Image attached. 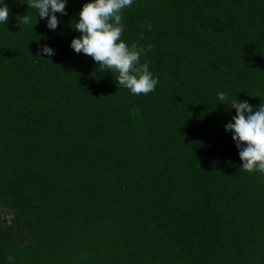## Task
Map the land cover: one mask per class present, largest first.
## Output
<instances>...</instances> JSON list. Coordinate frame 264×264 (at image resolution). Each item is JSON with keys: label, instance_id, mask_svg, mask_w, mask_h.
Wrapping results in <instances>:
<instances>
[{"label": "trees", "instance_id": "obj_1", "mask_svg": "<svg viewBox=\"0 0 264 264\" xmlns=\"http://www.w3.org/2000/svg\"><path fill=\"white\" fill-rule=\"evenodd\" d=\"M87 2L51 30L0 0V264H264V173L225 128L264 103V0H133L147 95L71 48Z\"/></svg>", "mask_w": 264, "mask_h": 264}, {"label": "clouds", "instance_id": "obj_2", "mask_svg": "<svg viewBox=\"0 0 264 264\" xmlns=\"http://www.w3.org/2000/svg\"><path fill=\"white\" fill-rule=\"evenodd\" d=\"M20 2L23 3V0ZM132 4L133 0H88L79 11V21L73 27L81 35L74 37L70 46L76 53L91 57L101 71L108 69L114 73L119 87L133 95H147L155 91L159 81L158 77H153L148 63L140 62L145 47L138 42L129 45L122 39V12ZM27 5L37 10L41 19H46L51 30H55L59 23L56 13L66 14V0H28ZM8 18L9 9L4 4L0 6V23H7ZM31 20L30 16L24 15L19 24L28 25ZM147 27L150 30L151 24ZM153 47L151 43L147 45L148 50ZM41 52L54 55V50L47 45L41 47ZM227 99L225 93H218L219 101ZM230 106L235 108L236 114L225 128L232 132L236 142L243 162L241 169L249 173H264V103L255 112L247 100L238 102L234 99Z\"/></svg>", "mask_w": 264, "mask_h": 264}, {"label": "rangeland", "instance_id": "obj_3", "mask_svg": "<svg viewBox=\"0 0 264 264\" xmlns=\"http://www.w3.org/2000/svg\"><path fill=\"white\" fill-rule=\"evenodd\" d=\"M4 216L8 219V223H10L11 219H12V210L9 208V209H6L4 212Z\"/></svg>", "mask_w": 264, "mask_h": 264}]
</instances>
